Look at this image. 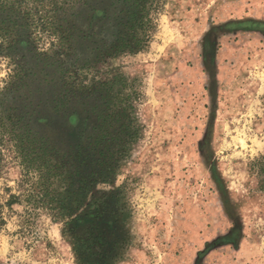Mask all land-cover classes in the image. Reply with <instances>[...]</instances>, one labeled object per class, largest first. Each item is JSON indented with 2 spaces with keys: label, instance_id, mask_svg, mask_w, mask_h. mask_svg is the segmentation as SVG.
Returning a JSON list of instances; mask_svg holds the SVG:
<instances>
[{
  "label": "rangeland",
  "instance_id": "rangeland-1",
  "mask_svg": "<svg viewBox=\"0 0 264 264\" xmlns=\"http://www.w3.org/2000/svg\"><path fill=\"white\" fill-rule=\"evenodd\" d=\"M216 2L165 0L150 41V2L0 0V199L21 196L0 264H264V38L226 47ZM238 3L264 18V0ZM208 34L242 71L218 102ZM35 147L84 153L58 189L71 214L27 200Z\"/></svg>",
  "mask_w": 264,
  "mask_h": 264
},
{
  "label": "trees",
  "instance_id": "trees-1",
  "mask_svg": "<svg viewBox=\"0 0 264 264\" xmlns=\"http://www.w3.org/2000/svg\"><path fill=\"white\" fill-rule=\"evenodd\" d=\"M131 2L132 6H135V11L139 10L141 8H146L144 3L150 2V30L149 33H146L143 38H149L150 41H152L154 37V32L156 31L157 24L155 23L154 14L159 13L163 10L165 5V0H129ZM134 11V14L132 15V20L136 21V13ZM259 24V23H255ZM214 30V28L212 29ZM136 38L137 36L134 35ZM207 38V48L206 52L212 48H214L213 44V36L212 34L206 35ZM208 46L210 48H208ZM32 143V142H31ZM1 144V140H0ZM31 149L30 147H28ZM32 153L26 154L24 156V163L26 164V176L30 179V181L33 184L34 189L30 191V194H28V201L30 203H35V207L42 206H51V207H58V209L66 210L68 213L71 214V210H69V197L66 196L68 191H59V187H61V190L64 189L66 186V182L68 181L69 187L72 186L75 179L74 178V172L72 171V163L73 161V155H76V157H83L84 153L76 150L74 152L71 151V153H68L67 151H61L56 150L57 153H59L60 158L57 157L56 160H54L53 155H55V152L53 155H48L47 152L41 147H35L32 149ZM76 153V154H74ZM87 157V156H85ZM59 160V161H58ZM80 172V170H78ZM55 173V174H54ZM73 173V179H71L70 174ZM36 174H39L37 176ZM62 174V176H61ZM54 175L57 177L61 176V182L58 183L59 180L54 181L53 183V177ZM72 181V182H71ZM63 183V187L62 184ZM71 190V188L69 189ZM68 199V200H67ZM21 201V196L12 194L10 196V199L3 204V202L0 199V215L2 214V210L4 208V205H7L11 207L14 203H18ZM56 203V204H55ZM49 204V205H48ZM58 204V205H57ZM65 214V213H64ZM4 222V221H3ZM221 239V237H220ZM223 240V239H222ZM221 242V241H220Z\"/></svg>",
  "mask_w": 264,
  "mask_h": 264
},
{
  "label": "crops",
  "instance_id": "crops-1",
  "mask_svg": "<svg viewBox=\"0 0 264 264\" xmlns=\"http://www.w3.org/2000/svg\"><path fill=\"white\" fill-rule=\"evenodd\" d=\"M238 1L243 4V8H250V0H217L216 8H218L219 11L223 10V8L228 9V14L230 16L227 19L221 20L215 18L210 23V27L212 29L214 28V31L218 32V34L220 33L219 35L227 40V42L225 41L228 44L226 47L229 48L243 46L244 43L249 41L251 43L250 32L260 33L264 38V18L250 17L248 16V13L245 16L241 15L240 17H237L235 12L240 5ZM225 42H223V39L221 38L213 39L214 48L211 50L209 49L207 52L204 50L201 53L202 68L205 77H207L209 81L207 85H209L208 89L213 97V102L219 101L218 98H221L219 97L220 92L223 91V93H227L226 88L223 89L226 87V83L225 85L223 84L224 80L233 76H235L234 79H236V74L238 75L242 72L239 70H233V55L221 54L223 52L222 45H225ZM206 44L207 38L205 35L202 38V46ZM261 44L263 45V42H260V45ZM240 85H242L241 82ZM241 92L243 94V92H247V90L243 89Z\"/></svg>",
  "mask_w": 264,
  "mask_h": 264
}]
</instances>
